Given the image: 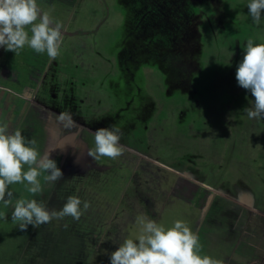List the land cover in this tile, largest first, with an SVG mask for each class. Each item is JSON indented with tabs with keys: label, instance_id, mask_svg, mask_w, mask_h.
I'll list each match as a JSON object with an SVG mask.
<instances>
[{
	"label": "rangeland",
	"instance_id": "1",
	"mask_svg": "<svg viewBox=\"0 0 264 264\" xmlns=\"http://www.w3.org/2000/svg\"><path fill=\"white\" fill-rule=\"evenodd\" d=\"M249 2L37 0L63 44L55 60L0 47V125L51 152L64 176L41 173L35 196L9 189L49 209L69 196L90 207L21 231L0 202V264H110L140 215L184 221L222 264H264V119L248 118L254 97L236 81L247 40L264 43V13L257 26ZM111 125L123 154L95 160L94 132Z\"/></svg>",
	"mask_w": 264,
	"mask_h": 264
},
{
	"label": "clouds",
	"instance_id": "2",
	"mask_svg": "<svg viewBox=\"0 0 264 264\" xmlns=\"http://www.w3.org/2000/svg\"><path fill=\"white\" fill-rule=\"evenodd\" d=\"M247 9L259 26L264 0H250ZM62 28L63 24L43 11L37 0H0V47L5 51L18 54L27 45L36 53H46L55 60L63 44ZM236 81L254 97L252 106L243 110L248 118L264 119V43L247 40L243 59L236 68ZM59 121L65 127L75 123L70 112L60 113ZM122 135L115 125L97 129L94 132L95 147L89 150V156L95 160L120 157L124 150L120 143ZM50 156L51 152L41 154L36 141L26 139L19 129L10 132L7 125H0V202L11 207V220L18 222L21 231H27L29 225L38 228L68 216L79 221L90 207L88 201H82L78 196L67 197L59 210L49 209L42 200L14 198L10 185L24 184L35 196L43 193L41 173H46L44 181L49 184L63 178V171ZM0 218L7 219L6 216ZM136 225L139 234L125 239L111 252L110 264H222L218 259L201 254L198 235L182 220H176L166 228L140 215Z\"/></svg>",
	"mask_w": 264,
	"mask_h": 264
},
{
	"label": "crops",
	"instance_id": "3",
	"mask_svg": "<svg viewBox=\"0 0 264 264\" xmlns=\"http://www.w3.org/2000/svg\"><path fill=\"white\" fill-rule=\"evenodd\" d=\"M176 193H177V192H176ZM176 196H177L178 199H180L181 201H183V202L187 203L188 205H190V207H191L192 209H194L193 207H197V206L194 205V203H193L192 201L190 202V200H188L189 197L184 196V195H181V194H176Z\"/></svg>",
	"mask_w": 264,
	"mask_h": 264
},
{
	"label": "trees",
	"instance_id": "4",
	"mask_svg": "<svg viewBox=\"0 0 264 264\" xmlns=\"http://www.w3.org/2000/svg\"><path fill=\"white\" fill-rule=\"evenodd\" d=\"M188 200H190V199H188Z\"/></svg>",
	"mask_w": 264,
	"mask_h": 264
}]
</instances>
